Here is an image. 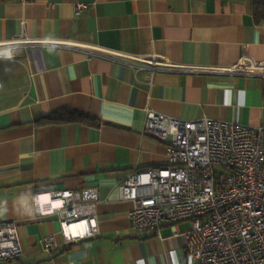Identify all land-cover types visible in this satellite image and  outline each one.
<instances>
[{"label":"crops","instance_id":"crops-1","mask_svg":"<svg viewBox=\"0 0 264 264\" xmlns=\"http://www.w3.org/2000/svg\"><path fill=\"white\" fill-rule=\"evenodd\" d=\"M259 1L0 0V46L13 47L0 57L9 63L0 78V220L17 222L23 247L2 264H197L172 225L133 229L119 186L134 168L166 163L164 144L143 133L147 107L264 125V77L224 71L264 62ZM151 58L170 67L153 69ZM63 108L94 121H38ZM90 186L99 233L45 249L44 236L62 240L61 224L38 214L36 194L48 209L47 192Z\"/></svg>","mask_w":264,"mask_h":264},{"label":"built area","instance_id":"built-area-1","mask_svg":"<svg viewBox=\"0 0 264 264\" xmlns=\"http://www.w3.org/2000/svg\"><path fill=\"white\" fill-rule=\"evenodd\" d=\"M7 49L0 57L12 56L13 47ZM150 60L153 69L170 67ZM224 71L264 77V62ZM143 133L164 144L166 163L134 168L121 182V199L132 202V228L172 225L173 235L185 240L188 263L264 264V125L209 116L186 120L147 107ZM43 194L35 196L37 212L56 213L62 234L61 241L44 236L45 249L99 233L97 187L49 191L48 209L42 208ZM179 222L189 226L178 229ZM22 253L17 222L0 220V264Z\"/></svg>","mask_w":264,"mask_h":264},{"label":"trees","instance_id":"trees-1","mask_svg":"<svg viewBox=\"0 0 264 264\" xmlns=\"http://www.w3.org/2000/svg\"><path fill=\"white\" fill-rule=\"evenodd\" d=\"M254 13L256 16L264 15V0H260L254 4ZM40 123H53V122H73V121H87L93 122L94 119L86 114L80 113L71 108H63L55 110L40 119Z\"/></svg>","mask_w":264,"mask_h":264},{"label":"rangeland","instance_id":"rangeland-1","mask_svg":"<svg viewBox=\"0 0 264 264\" xmlns=\"http://www.w3.org/2000/svg\"><path fill=\"white\" fill-rule=\"evenodd\" d=\"M11 45L12 44H6V45L0 46V47L9 48ZM8 67H9V63L6 60L0 59V78H2L3 76L8 77L7 76Z\"/></svg>","mask_w":264,"mask_h":264}]
</instances>
